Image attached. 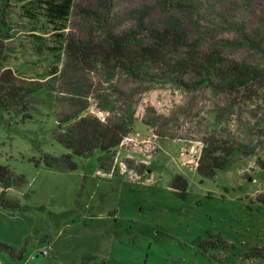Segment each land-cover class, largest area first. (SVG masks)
Listing matches in <instances>:
<instances>
[{
	"label": "rangeland",
	"instance_id": "rangeland-1",
	"mask_svg": "<svg viewBox=\"0 0 264 264\" xmlns=\"http://www.w3.org/2000/svg\"><path fill=\"white\" fill-rule=\"evenodd\" d=\"M18 2L12 0L9 31L0 30V56L6 54L8 66L19 71L21 85L43 87L31 98L29 119L4 114L0 125V164L25 181L7 191L23 209L0 207V242L21 251L22 258L0 251V263L264 264V258L250 256L253 249L264 248V206L256 201L264 194V170L257 165V160L264 163L263 105L237 107L214 90H184L163 82L160 71L148 70L136 78L111 65L84 69L66 55L57 75L43 79L50 68L30 49ZM75 2L80 11H75L67 33L78 41L101 38L105 26L117 31L134 23V4L126 0ZM216 4L218 11L225 14L228 9L242 22L226 16L230 31L218 23L217 32H210L209 14H188L187 26L196 40L206 48L224 47L233 60L264 66V0ZM90 10L108 25L94 23ZM242 25L261 32L254 37L257 43L247 46L237 38L235 29ZM23 68L25 74L20 73ZM56 115L105 123L130 118L132 132L124 141L129 152L116 149L113 173L99 169L98 150L89 158L73 157L75 171L36 163L42 154L68 153L52 137L59 125ZM208 135L245 143L255 155L236 152L226 169L202 178L187 164ZM176 175L188 183L185 199L170 189Z\"/></svg>",
	"mask_w": 264,
	"mask_h": 264
},
{
	"label": "trees",
	"instance_id": "trees-1",
	"mask_svg": "<svg viewBox=\"0 0 264 264\" xmlns=\"http://www.w3.org/2000/svg\"><path fill=\"white\" fill-rule=\"evenodd\" d=\"M134 4V23L122 30H112L106 18L97 17L93 10L87 12L94 23L103 24L106 32L101 38H93L86 42L71 37L67 30L77 7L75 0H19L18 18L29 31L30 49L35 54L43 56L50 70L47 77H55L61 64L62 56L66 55L81 68L95 65L113 66L127 75L141 78L147 71L162 72L163 82H172L184 90L210 89L229 97L234 105L256 102L264 109V66H257L230 58L224 47L206 48L196 40V33L187 26L190 16L202 14L207 16V23L217 32L218 23L229 26L231 20L241 23L226 9L217 10L216 0H126ZM12 0H0V30L9 31V21ZM157 15L161 17H152ZM202 17V18H203ZM199 18V17H198ZM201 18V19H202ZM206 18V17H205ZM101 22V23H100ZM208 29L206 26H200ZM236 36L245 45L257 43L261 32H256L244 25L235 29ZM264 32V30H263ZM206 33L202 31L201 35ZM252 35V36H251ZM261 40V47H263ZM1 48V46H0ZM227 49V48H226ZM264 51L263 49L261 50ZM8 56H0V125L4 114L12 117L29 119L27 114L31 98L39 87H27L20 84L18 70L8 66ZM26 73L27 68H23ZM256 108H258L256 106ZM262 113L263 110H260ZM57 116V115H56ZM133 120L130 118L119 122H102L94 117L75 115L59 118L57 129L53 131L54 141L68 150L67 154L52 157L42 154L36 163H42L47 168L75 171L73 157L89 158L98 150L99 169L113 173L116 149L124 148L125 139L132 132ZM146 127H154L148 121H143ZM61 128V129H60ZM160 138H162L160 136ZM201 148L197 157L193 156L188 166L202 178H213L217 172L226 169L233 161L234 153L241 157H252L256 150L240 141L227 139L218 135H208L200 141ZM129 152V151H128ZM195 158V159H194ZM258 168L264 170V163L257 160ZM25 183L21 175L16 176L7 166L0 164V207L5 210L17 211L23 209L19 201L7 195L13 187ZM188 183L180 175H176L170 185L171 191L179 198L185 199ZM256 201L264 206V194L256 196ZM0 251H6L12 259L20 260L21 251L13 246L0 242ZM252 258H264L263 249H253Z\"/></svg>",
	"mask_w": 264,
	"mask_h": 264
},
{
	"label": "built area",
	"instance_id": "built-area-1",
	"mask_svg": "<svg viewBox=\"0 0 264 264\" xmlns=\"http://www.w3.org/2000/svg\"><path fill=\"white\" fill-rule=\"evenodd\" d=\"M42 254H46V251L42 252ZM1 264V263H0Z\"/></svg>",
	"mask_w": 264,
	"mask_h": 264
}]
</instances>
